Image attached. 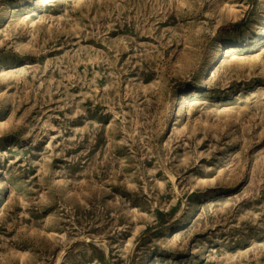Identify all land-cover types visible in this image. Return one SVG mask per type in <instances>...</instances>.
I'll return each instance as SVG.
<instances>
[{"label": "rangeland", "instance_id": "374dc122", "mask_svg": "<svg viewBox=\"0 0 264 264\" xmlns=\"http://www.w3.org/2000/svg\"><path fill=\"white\" fill-rule=\"evenodd\" d=\"M264 0H0V264H264Z\"/></svg>", "mask_w": 264, "mask_h": 264}, {"label": "bare ground", "instance_id": "6f19581e", "mask_svg": "<svg viewBox=\"0 0 264 264\" xmlns=\"http://www.w3.org/2000/svg\"><path fill=\"white\" fill-rule=\"evenodd\" d=\"M264 26V24H262Z\"/></svg>", "mask_w": 264, "mask_h": 264}]
</instances>
